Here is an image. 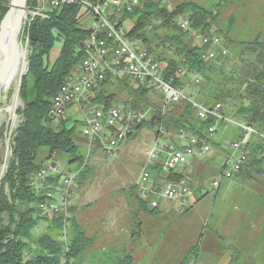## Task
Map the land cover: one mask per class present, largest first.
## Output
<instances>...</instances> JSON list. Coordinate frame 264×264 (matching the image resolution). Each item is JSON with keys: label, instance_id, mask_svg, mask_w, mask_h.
<instances>
[{"label": "trees", "instance_id": "trees-1", "mask_svg": "<svg viewBox=\"0 0 264 264\" xmlns=\"http://www.w3.org/2000/svg\"><path fill=\"white\" fill-rule=\"evenodd\" d=\"M10 1L0 0V24L9 10ZM84 1L98 3L101 0ZM163 1L141 0L137 9L123 15L130 24V35L141 39L148 46L156 43L155 51L162 48L158 57L166 56L163 57V61L168 64L164 73L166 80L174 78L175 85L184 88L183 79L188 80L190 73L202 74L203 83L193 85L198 90L196 99L205 104L223 103L228 115H233L237 121L257 131L246 146L248 163L242 173L233 178L245 181L255 179L264 173V37L235 45L233 50L226 46L228 55L218 54L214 61L205 63L201 59L202 49L191 45L192 34L179 29L178 21L187 17L192 30L210 32L217 20L216 11L192 0L177 3L174 8H169ZM31 2L28 0V6ZM81 11L82 4L76 2L52 10L49 19L35 21L38 40L29 41V70L23 78L19 97L23 107L17 112L20 123L11 135L10 156L0 180V264H136L132 253L119 247L88 254L96 243V237H90L76 217L70 216L67 221L56 216L42 218L31 207L43 197L35 195L30 186V177L42 169L47 160L56 161L59 155L67 157L65 168L71 172L80 171L76 183L85 180L90 174L86 151L76 143L79 125L76 123L69 127L68 121L61 120L59 124H54L49 119L52 99L84 56L83 46L89 31L80 23ZM156 20L160 23L156 24ZM230 30L231 25L225 38H228ZM26 36L25 29L23 38ZM58 41H62V48L58 58L50 63V53ZM171 49L174 52L168 53L167 50ZM179 71H185L186 76L179 77ZM113 86L114 80L109 77L101 84L90 104L111 107L115 95L109 88ZM117 86L129 93L126 106L136 110L152 108L149 121L136 127L132 135L143 127L164 126L172 136L183 131L206 139L210 144L219 145L207 132L208 126L215 123L214 119H197L195 110L188 102L172 104L162 114V97L161 104H157L150 100V90L147 88H134L129 81H119ZM232 128L235 132L229 139L241 140L244 137L243 130L237 126ZM42 150L48 153L45 160L40 157ZM150 170L153 179L158 181L162 168L154 164ZM184 177L183 173L173 172L170 182H178ZM189 184L192 186L191 182ZM198 190L195 189V192L198 193ZM129 193L137 203L132 213L136 227L140 225L138 217L141 212H148L151 216L162 214L163 211L149 209L139 199L135 186L131 187ZM44 220L50 223L48 230L36 237L34 230ZM65 222L69 223L67 247L60 240ZM217 235L226 244L223 236ZM32 246H35L34 250ZM193 254L190 252L183 264H188ZM239 256L235 250L229 264H236L240 260ZM196 259L197 255L192 257L193 261Z\"/></svg>", "mask_w": 264, "mask_h": 264}, {"label": "built area", "instance_id": "built-area-1", "mask_svg": "<svg viewBox=\"0 0 264 264\" xmlns=\"http://www.w3.org/2000/svg\"><path fill=\"white\" fill-rule=\"evenodd\" d=\"M81 3V25L89 31L84 42L82 61L67 77L58 94L52 99L49 112L50 121L63 119L72 108L83 112V135L88 139V152L101 148L104 156H115L127 143L136 127L150 119L152 108L134 109L130 106H111L109 108L91 107V100L99 92L101 84L109 77L116 81L128 80L136 88H147L162 97V114L175 103L186 101L192 105L197 119L206 121L210 118L215 123L208 126L207 132L213 137L221 125L240 127L244 137L230 144L229 154L224 165L211 184L216 191L228 180L242 173L249 161L247 144L257 131L237 121L233 115L225 112L223 103L205 104L189 95L185 88L176 86L174 78L166 80L164 73L168 64L155 51L156 43L146 45L141 39L130 35L131 28L123 15L133 12L141 5V0H101L91 3L84 0H32L27 5V17L24 30L27 42L31 40V28L37 19L50 18V12L73 3ZM156 24L160 21L156 20ZM179 29L192 34L197 46L202 49L201 59L205 63L215 60L218 54L228 55L220 35L215 32L194 31L190 19L182 17L178 21ZM152 28V26H150ZM185 71H179V77H185ZM192 85H201L202 74H189ZM157 137L153 146L144 149L145 163L135 183L139 199L149 209L161 211L176 210L184 212L197 202V193L189 184L191 181L189 165L194 159L211 157L213 148L206 139L181 132L170 134L164 126L156 128ZM154 164L162 168L158 181L153 179L150 167ZM185 175L180 181L171 183L173 172ZM80 171L71 172L65 164L47 160L42 169L30 177V186L37 197L43 200L32 204L42 218L71 216V207L75 197L76 179ZM206 184V183H205ZM207 191V185L200 189ZM196 196V197H195ZM67 224V222H65ZM60 240L68 244L67 227ZM35 246H32V250ZM29 252V251H28ZM188 264H194L189 262Z\"/></svg>", "mask_w": 264, "mask_h": 264}, {"label": "rangeland", "instance_id": "rangeland-1", "mask_svg": "<svg viewBox=\"0 0 264 264\" xmlns=\"http://www.w3.org/2000/svg\"><path fill=\"white\" fill-rule=\"evenodd\" d=\"M183 1L187 0H164L163 3L169 8H174L177 3ZM192 1L216 11L217 20L210 32L219 34L224 45L232 47L230 49H235V45L251 42L259 36L264 37V0ZM25 23L26 19L22 24L19 42L26 51L25 61L29 66V42L23 38ZM230 25L229 36L225 38ZM127 26L129 27L130 24ZM190 39L191 45L197 46L192 35ZM61 48L62 41H58L50 53V63L58 58ZM161 49L156 50L157 54L161 53ZM167 51L173 53L174 49ZM189 81L183 79L185 91L197 98L198 90ZM19 82L20 78L9 91L3 92L0 99V180L4 176L10 156L11 135L20 123V117L14 123V113L23 107L20 98L19 103L15 105ZM117 82L119 81L114 80V86L109 88V91L115 95L112 105L124 106L129 99V93L118 87ZM129 83L132 85L130 81ZM132 87L136 88L135 85ZM149 98L161 104L160 95L150 91ZM82 115L83 112L80 111L71 112L61 120L68 121L69 127H73L76 123L79 125L76 143L86 151L90 174L85 180L76 183L75 196L78 203L73 206L74 211L71 216L76 217L79 225L90 237H96L95 247L99 246L102 230L104 241L121 246L128 252L133 251L136 264H180L190 252L194 253L193 258L197 255L198 264H215L214 253H217L221 246L233 253L235 250L238 251L240 260L236 264H264V241L263 243L259 241L262 243V248L257 252L255 251L258 248L256 246L258 240L249 243L241 241V213L249 212L251 209L264 210V180L259 179L258 176L244 183L241 180L231 179L222 184L219 192L211 190V184L223 164L220 155L226 156V151L233 142L229 139L235 132L232 126H219L215 135L211 137L215 143L222 145L218 147L219 145L211 144L213 151H218L219 155L200 159L202 162L198 161L196 164V168L199 169L198 175L192 176L191 188L198 190L203 185H207V191L205 195L201 194L200 190L197 191L199 200L194 207L184 212L176 210L168 214L163 212L158 216L141 212L138 217L140 225L136 227L132 213L136 210L137 203L130 196L129 191L135 185L145 163L144 149L155 143L157 127H143L141 131L129 137L127 143L115 156L106 157L101 148L92 153L88 152V139L83 135ZM61 120L54 124H59ZM66 159L67 157L62 158L59 155L56 161L65 164ZM49 225V221H41L35 228L34 235L36 237L42 235L48 230ZM66 227H69V223ZM150 233L156 235L152 245L147 237ZM216 233L223 235L226 244L219 241ZM261 236L264 237V224ZM93 250L94 247L88 251V254Z\"/></svg>", "mask_w": 264, "mask_h": 264}, {"label": "crops", "instance_id": "crops-1", "mask_svg": "<svg viewBox=\"0 0 264 264\" xmlns=\"http://www.w3.org/2000/svg\"><path fill=\"white\" fill-rule=\"evenodd\" d=\"M77 111H80V110L77 107H74V108L71 109V111L68 114H70L71 112L75 113ZM213 155H219V152L218 151H213L212 154H211V157ZM47 156H48L47 151L42 150L40 152L41 159L45 160L47 158ZM220 157L223 158V164L222 165H224L226 156L220 155ZM198 161L202 162V160H200V159H194L191 162V164L189 165L190 166L189 170H190V173H191L190 174L191 180H192V176H197L198 175V170L199 169L196 168L197 167L196 164L198 163ZM258 178L261 179V180H264V173L261 174L260 176H258ZM225 182H227V181H225ZM241 182L244 183L245 180H241ZM74 198H75V200H73L71 208H73V206H75V204L78 203L76 196ZM263 199H264V197H263ZM72 211H74V208L72 209ZM263 211L264 210H262V209H254V210L251 209V210H249V212L246 211L245 213H241V217L243 218V220L241 218V241L245 242V243L246 242L249 243V242H256L258 240V242H257L258 245H256V246H258V248L256 249L255 252L259 251V249L262 248V246H261L262 243H263L262 241H264V237L261 236V234L263 233V224H264V214H263L264 212ZM172 212H173V210L172 211L171 210L164 211V213H166V214L172 213ZM102 235H103V231L101 230L100 242L98 243L99 246L95 247V245H96V243H95V245L93 246L94 250L92 252H97V251L100 252V251H104V250H107V249L113 248V247H119V248L123 249V247L117 246V245H113L111 242H107V240L104 241L102 239ZM216 235H217V233H216ZM147 237L152 242V243H150L152 245L153 241H154L153 239H156V235H154L153 233H150V234H148ZM217 237H218V235H217ZM111 238H112V233H111ZM259 241H261L262 243H260ZM243 245H245V244H243ZM129 253H132V255L134 256L133 251L129 252ZM232 255H233L232 251L226 250V248L224 246H221V247H219L217 253H214L215 257H213V259H215L214 261H216L215 264H229V262L232 259ZM188 256L186 255L184 261L182 263H180V264H183L185 262V260L188 258ZM198 261H199L198 259L193 261L192 258H191V260L189 262H193L194 264H198Z\"/></svg>", "mask_w": 264, "mask_h": 264}, {"label": "water", "instance_id": "water-1", "mask_svg": "<svg viewBox=\"0 0 264 264\" xmlns=\"http://www.w3.org/2000/svg\"><path fill=\"white\" fill-rule=\"evenodd\" d=\"M27 5H28V0H11L9 10L0 24V51L5 48L7 31L10 29V50L2 67L0 68V83L4 81L12 72L18 56L19 46L20 44L22 45V43L18 42L15 28L12 26L15 10L20 9L22 11V18L25 20L27 17ZM31 40L32 41L38 40L36 24H33L31 28ZM25 60H26V55H25ZM28 70H29V66L27 64V68L25 72L20 77V82L17 91L18 99L20 97L23 78L28 73ZM17 118H18V114L17 112H15L14 123H16Z\"/></svg>", "mask_w": 264, "mask_h": 264}, {"label": "bare ground", "instance_id": "bare-ground-1", "mask_svg": "<svg viewBox=\"0 0 264 264\" xmlns=\"http://www.w3.org/2000/svg\"><path fill=\"white\" fill-rule=\"evenodd\" d=\"M23 21L24 19L22 18V11L20 9L15 10L13 21H12V26L15 28L18 42H19L20 31L22 30L21 28H22ZM9 50H10V29L7 31L6 40H5V48L0 51V68L2 67L4 63ZM25 55H26V51L20 44L18 56H17L12 72L4 81L0 83V99L2 97L3 92L9 91L13 87V85L18 81L21 75L25 72L27 68V64L25 61ZM18 103L19 102L17 98L15 105H17Z\"/></svg>", "mask_w": 264, "mask_h": 264}]
</instances>
